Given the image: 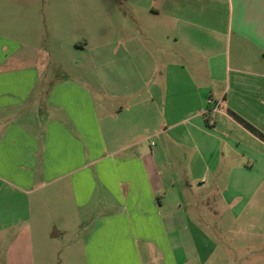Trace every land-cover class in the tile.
<instances>
[{
    "label": "crops",
    "instance_id": "0c3cea01",
    "mask_svg": "<svg viewBox=\"0 0 264 264\" xmlns=\"http://www.w3.org/2000/svg\"><path fill=\"white\" fill-rule=\"evenodd\" d=\"M10 1L0 0V264L54 263L56 244L79 264H182L193 241L178 192L208 176L216 205L233 207L236 236L251 238L235 236L240 264L264 255V141L242 124L264 136V0H154L149 10L123 0L128 17L111 26L122 41L90 54L87 42L62 43L67 61L42 67L41 20L28 0ZM141 16L160 32L153 55ZM209 98L220 106L213 127ZM38 191L43 208L73 212L69 235L35 219Z\"/></svg>",
    "mask_w": 264,
    "mask_h": 264
},
{
    "label": "rangeland",
    "instance_id": "374dc122",
    "mask_svg": "<svg viewBox=\"0 0 264 264\" xmlns=\"http://www.w3.org/2000/svg\"><path fill=\"white\" fill-rule=\"evenodd\" d=\"M34 7L35 17L41 20V26L36 24L40 30L33 31V41L37 44V56L39 66L48 62L50 56L57 61H67L71 55L62 50V43L87 42L88 49L85 54H90L92 48L104 46L106 42L122 41L121 31L111 30V26L115 24H123L127 19L123 0H28ZM146 10L154 8V0H142ZM9 2V1H8ZM10 3L20 5L24 3L22 0H11ZM127 6V4H125ZM224 12L221 8L217 11L218 20H223ZM141 31L143 40L146 43L147 54L153 55L155 40L159 36V31L154 30L153 24L149 20H145L141 16ZM205 20V19H204ZM221 20L219 23H221ZM94 25V26H93ZM1 31V33H7ZM118 47L120 42L116 43ZM152 48V49H151ZM49 55V56H48ZM66 65V64H65ZM52 69V68H51ZM53 70V69H52ZM178 178L189 177L186 175H177ZM212 183L214 178L208 176L205 185L198 187L197 183H190L192 189L190 192L184 190L178 192L176 202L178 212L183 217L179 225L184 224L189 233L192 234L193 245L187 250L178 253L179 261L182 264H240L238 255L235 254L236 229L234 222L233 207H221L218 205V193L213 191ZM64 184L59 183L58 186ZM59 188H57V193ZM163 193V192H162ZM43 191L35 193V201L39 204L33 208L35 219L44 217L47 221L50 233L55 231L65 232L69 235V226L65 222V218H73V212L65 214L63 208L59 207H42ZM210 197L207 198L206 196ZM58 198H60L58 196ZM217 199V200H216ZM59 200H57V203ZM66 202V201H63ZM205 203H208L206 206ZM217 204V205H216ZM44 215V216H43ZM189 217V218H186ZM48 220H51L48 222ZM56 225V226H55ZM55 226V227H54ZM180 227V226H179ZM55 228V229H54ZM41 232V227L35 225V247L38 240L37 232ZM236 239H243L246 243H250L249 235L238 232ZM182 243L186 240L181 238ZM66 245L67 241H63ZM57 243V242H55ZM41 244L39 245V247ZM57 255H52L50 264H79L77 261L66 260L65 252L60 254L64 248L61 244H56ZM239 250V249H238ZM241 251V249H240ZM256 251V250H255ZM250 252V251H248ZM79 257V256H78ZM247 264L260 261L263 254L260 252L255 254H246ZM38 260L35 264H38ZM40 264H49L45 260Z\"/></svg>",
    "mask_w": 264,
    "mask_h": 264
},
{
    "label": "built area",
    "instance_id": "2783aa9c",
    "mask_svg": "<svg viewBox=\"0 0 264 264\" xmlns=\"http://www.w3.org/2000/svg\"><path fill=\"white\" fill-rule=\"evenodd\" d=\"M220 111V106L218 103L212 101L211 98L207 101V108L204 111V118L208 127H213L214 125V115ZM153 145V143H151Z\"/></svg>",
    "mask_w": 264,
    "mask_h": 264
},
{
    "label": "trees",
    "instance_id": "16d2710c",
    "mask_svg": "<svg viewBox=\"0 0 264 264\" xmlns=\"http://www.w3.org/2000/svg\"><path fill=\"white\" fill-rule=\"evenodd\" d=\"M242 124L245 128H247L249 131H251L253 134L257 135L260 139H262L264 141V136L262 134H260L259 132H257L253 127H251L250 125L246 124L243 121H242Z\"/></svg>",
    "mask_w": 264,
    "mask_h": 264
}]
</instances>
